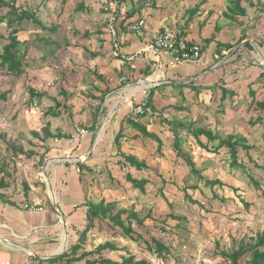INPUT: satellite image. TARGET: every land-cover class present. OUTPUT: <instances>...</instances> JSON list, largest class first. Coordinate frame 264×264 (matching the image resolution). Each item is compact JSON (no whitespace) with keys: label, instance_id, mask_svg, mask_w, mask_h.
Instances as JSON below:
<instances>
[{"label":"crops","instance_id":"1","mask_svg":"<svg viewBox=\"0 0 264 264\" xmlns=\"http://www.w3.org/2000/svg\"><path fill=\"white\" fill-rule=\"evenodd\" d=\"M259 2L241 1L240 8L246 11L244 15L230 12L231 0H129L127 5L123 4L126 5L123 10L115 9L116 34H111L112 25H108L103 28L109 34H102V51L88 50L100 55L92 57L86 51L89 55L86 69L96 70L103 79L84 76L86 80H82V87L83 90L92 88L100 99L108 90L105 96L109 101L115 98L113 106L116 108L107 114L106 120L101 114L102 107L98 113L97 107L94 114L89 113L85 120L89 123L88 128L84 126L88 133L78 143L70 146L61 140L56 145L58 148L35 150L32 161L43 159L41 170L21 172L20 163L15 171L8 168V172H0V182L5 184L0 188V264L24 262L31 256L40 258L41 264H66L57 258L80 241L76 257L82 252L94 251L105 242L117 249L107 248L86 259L104 257L120 261L121 255L131 253L129 249L121 248V235L124 234L108 218H95L82 235L88 224L86 207L90 202L114 203L113 212L119 208L129 209V205L132 207L134 200H130L128 193L133 191L135 196L136 189L127 181L128 173L134 178L149 180L152 175L141 177L133 172H168L166 160L169 156L158 153L157 141L143 136L126 122V118L155 133L162 142L161 147L165 142L172 146L174 140L162 119L191 122L194 128L210 130L222 138L234 134L242 136L247 145L264 146L261 122V117L264 122V109L259 110L256 105L264 99V68L256 61L258 54L264 57V0ZM133 9L136 13L121 25ZM140 18H144L146 24L141 34H135L130 25ZM164 28L177 32L189 43L200 44L202 57L193 62L173 63L168 54L154 55L149 46ZM257 34L262 35L263 41L259 50L255 46ZM111 36L117 46L113 52L108 40ZM218 43L229 44L232 48L220 47ZM122 59L124 63H121ZM145 86H149V90L155 88L153 104L156 111L148 110L143 117L133 116L134 104L130 98H140ZM223 89L226 94L222 99ZM94 100L97 106L100 101ZM61 114L47 116L50 133L54 136L57 133L73 134L75 130L71 131ZM120 129L121 152L134 155L148 168L137 170L124 160L115 142ZM182 133L185 137V132ZM199 138V142L207 144L211 151L217 144V141L208 142L205 136ZM35 139L45 144L40 137ZM184 145L186 150L189 149V143L185 141ZM252 151L255 149L249 151L251 156ZM171 152L181 170L175 172H189L184 161L174 150ZM223 152L228 153V148L207 152L198 146L196 165L205 154L220 155ZM15 165L18 163L13 165L11 162L10 167ZM31 205H42L44 210L30 211ZM115 253L119 254L117 258ZM84 262L85 259H81L73 264Z\"/></svg>","mask_w":264,"mask_h":264},{"label":"rangeland","instance_id":"2","mask_svg":"<svg viewBox=\"0 0 264 264\" xmlns=\"http://www.w3.org/2000/svg\"><path fill=\"white\" fill-rule=\"evenodd\" d=\"M15 2L18 7L32 10L45 29L29 20L19 25L18 38L23 43L19 55L22 56L26 50L23 74L13 76L0 65V94H6V97H0V159L5 157L7 153L5 146L10 142L20 144L26 153L36 154L35 150L58 148L54 142L56 137L70 136L65 133H57L55 136L49 133L48 137L44 136L45 130L50 132V129L46 128V124H49L48 109L54 106L49 96L56 97L62 103L66 102L68 108H60L61 116L67 121L72 132L76 126L89 125L85 120L90 116L89 113L94 114L96 107L97 113L102 107L101 114L104 115V119H107V114L113 112L116 108L113 106L115 98L109 101L108 96L104 97L102 94L103 97L100 99L101 96L94 95L92 88L83 90L82 84L86 80L84 76L93 78L97 76L96 70L86 69L89 55L84 48L102 51L101 42H104L102 34H109L108 31H103V28L109 27L110 24L115 28L118 24L113 19V12L115 9L121 11L127 5L126 3L116 7L107 0L64 2L15 0ZM79 2L84 3L83 9L76 8ZM6 11L7 8L0 9V17ZM53 25L58 26L55 31L50 30ZM0 35L4 38L8 35L6 23L1 21ZM1 36L0 53L3 45L7 43ZM108 40L111 42L113 52L117 46L112 36L111 40L109 38ZM28 86L45 91L48 96L40 100L37 98L31 100ZM133 86H136V83ZM61 89L64 91L63 94H59ZM143 95L139 94L141 97ZM94 99L100 101L97 106L94 105L96 102ZM35 133L43 138L45 144L36 141L35 138L38 137L34 135ZM181 136L189 143V150L193 151L195 156L197 144L192 137L185 138L182 132ZM256 146L255 148L254 145L255 152L252 151V156L240 150L239 160L244 162L247 172L258 181V187L251 184L245 172L230 166L228 153L225 152L220 155L205 154L196 165L204 178L219 179L225 184L209 187L190 172H175L181 170L178 168V161L173 158L172 146L170 143H163L158 153L169 156L167 160L165 159L168 172H133L136 176L152 177L149 178L150 184L145 186V194L137 190L135 196L133 191L128 193L130 200H134L132 207L129 205L128 208L138 212L140 219H143L141 225L133 221L135 231L140 233L152 248L154 244L151 238L160 240L169 248V253L164 252L163 257H157L155 252L146 249L143 240L131 241L124 235H121L123 240L121 248L131 250L136 260L144 259L148 264H225L224 258L220 255L221 250L231 251L238 246L240 239L249 241L264 229V146ZM184 148L187 151L185 145ZM32 157L27 159L20 154L19 157L12 159L18 165L10 167L9 164V169L21 166L22 163L21 172L28 169L41 170L43 159L40 161L35 159L33 163ZM161 178L166 180L162 190L163 197L159 191L163 184ZM196 183L200 190L189 188ZM186 187L187 194L197 200L202 207L184 197ZM148 213L150 215L146 218ZM170 214L182 218L171 219L167 217ZM114 256L117 258L119 254L115 253ZM244 260L245 258L242 264Z\"/></svg>","mask_w":264,"mask_h":264},{"label":"trees","instance_id":"3","mask_svg":"<svg viewBox=\"0 0 264 264\" xmlns=\"http://www.w3.org/2000/svg\"><path fill=\"white\" fill-rule=\"evenodd\" d=\"M63 2L66 0H62ZM111 4H116V6H120L124 3H126L128 0H107ZM243 0H231L232 7L230 8V12L234 14L239 12L241 15L245 14V9L240 8V3ZM251 1V0H249ZM258 3L259 0H258ZM264 6V3H263ZM2 8H7V11L3 16L0 17L1 22H5L6 26L8 28V35L7 37H1L7 40V43L3 45L2 52L0 53V65L2 67H5L8 72L11 73L13 76H19L24 73V57H25V52L22 54V56L19 55L20 51V46L23 44L19 38H18V33L20 31L19 25L25 21L29 20L31 22H34L38 25H40L42 28L45 29V26L43 23L37 18L36 14L30 10V9H25L16 6L15 0H0V9ZM77 9H83L84 8V3L79 2L78 5L76 6ZM264 11V8H263ZM136 11L133 9V11L128 12L125 16V20L123 19L121 22V25L126 21L128 18H131ZM138 20V19H137ZM136 20V21H137ZM135 21V22H136ZM133 23V22H132ZM57 25H53L50 27V30L55 31L57 29ZM87 35L88 32H85ZM89 35V34H88ZM209 41V40H208ZM263 43V41H262ZM57 45V43H56ZM218 46H224L227 49L232 48L231 45L225 44L221 45L218 43ZM84 50L88 51L87 48H84ZM92 57H97L99 56V52H91L88 51ZM119 57V55L117 56ZM262 75V74H261ZM98 79L102 80L103 77L101 76H96ZM30 99L37 98V100H40L41 98L48 96V94L45 91H38L34 87L28 86L27 88ZM155 88H151L149 90V98L148 102L146 105V112L143 115H140L141 117L145 116L147 114L148 110L151 111H156L154 104H153V95H154ZM251 92V91H250ZM64 91L61 89L59 91V94H63ZM108 93V92H107ZM105 93V95L107 94ZM226 94V91L223 89L222 90V99L224 98ZM104 95V96H105ZM1 98L6 97L5 93L0 94ZM50 101L54 104L52 108L48 109V114L52 116H59L61 114L62 109H67V105L65 104L66 102L62 103L60 102L56 97H50ZM257 108L259 110L264 109V99L261 101L256 102ZM99 108V107H98ZM96 116V115H95ZM126 122L129 123L132 127L136 128L143 136L152 138L153 140L157 141L158 143V150H160L162 142L160 138L153 132H149L146 127L140 125L138 122L133 121L130 118H126ZM162 122L169 126L170 131L173 133V150L176 153V156L180 158L181 160L184 161L185 165L188 167L189 172L195 175L198 180H203L204 185L213 187L214 185H220V186H225V184L219 180V179H213L209 180L201 176V170L196 167V159L199 157L197 153L195 156L193 155V151L187 149L185 151L184 144L186 139L182 138L180 135V132H185V137H193L195 141L197 142V145L207 152H217L220 148L222 147H227L228 148V154H229V164L231 167H235L237 169H240L242 172H245L249 181L251 182L252 185L255 187H258V181L250 174L247 172L246 166L244 162L239 160V151L244 150L247 155H249V151L254 147L245 144V139L242 136L239 135H234V134H229L225 138L220 137L218 134H214L212 131L204 129V128H194L193 124L190 122L188 124H185L181 120L177 119H162ZM261 122L263 123V133H262V140L264 142V122L261 117ZM46 128H49V124H46ZM47 130L44 131V136L48 137L50 134ZM37 137H39V134L35 133ZM200 136H205L208 140V142H214L217 141V144L213 146L212 151L209 150V147L207 144H203L199 142V137ZM122 137V130L120 129L119 132L116 135L115 142L118 147V150L120 154L124 157V160L129 163L131 166L135 167L137 170H142L145 168H148L147 164L144 161L138 160L134 155H126L121 152V144H120V139ZM184 139V141H183ZM42 141L43 138L41 139ZM6 151L7 153L5 154V157H2L0 159V172H8L9 164L10 161L15 164V162L12 160L16 157H19L20 154H22L24 157H31L33 155L32 152L26 153L23 151V148H21L20 144L16 142H10L6 146ZM251 159V157H248ZM16 168H14V171ZM126 179L128 182L132 184V187L136 190H139L141 194H145L146 188L145 186L149 183V180L147 178H134L131 174L126 175ZM163 184L162 187L159 188L160 194L163 197V186L166 183V180L164 178H161ZM26 187L27 185L24 184ZM5 184L1 181L0 182V188L4 187ZM190 189L193 190H200L198 183L193 184L189 187ZM231 189H235L233 187H230ZM186 189L184 197L191 201L193 204H198L200 207H202L201 204L198 203L197 200H194L189 194H187ZM214 198L216 197L215 195L213 196ZM242 201V200H241ZM115 209V204L114 203H107L105 204L104 201H100L98 204L90 202L89 207H88V212H87V219H88V224L85 228V230L82 231V235H85L89 227L91 226L93 220L98 217H103V218H108L109 221L112 223V225L118 226L121 228L122 233L130 238L131 240L135 242H139V240H143V243H145L146 249L155 252L157 257H163L165 253H169V248L166 247V245L161 242L160 240L156 238H151L152 243L154 244V248H152L151 244L142 238V235L140 233H137L134 229L133 226V221H136L139 225L143 223V219H140L139 213L136 212L133 209H125V208H119L117 211L113 212ZM149 213L146 214V218L149 217ZM167 217L171 219H181L182 217L175 216L173 214L167 215ZM83 241V240H82ZM81 241L78 244H75L74 246L70 247L69 252H64L62 253L57 259L62 261L64 260L66 264H73V262L80 261L81 259H85L84 264H148V262L144 259H139L136 260V257L127 252V255H121V260L120 261H115L110 258H104V257H99L97 259H86V257L94 254L95 252L98 254H101V252L107 248L115 250L117 247L115 245H112L109 242H105L102 245H99L94 251L91 252H82L81 255L76 257L77 251L81 247ZM220 255L222 258L225 260V264H242V260L245 258L243 264H264V229L256 234V236L251 238L249 241H245V239H240L238 242V246L232 249L231 251H225L221 250Z\"/></svg>","mask_w":264,"mask_h":264},{"label":"built area","instance_id":"4","mask_svg":"<svg viewBox=\"0 0 264 264\" xmlns=\"http://www.w3.org/2000/svg\"><path fill=\"white\" fill-rule=\"evenodd\" d=\"M145 24V19L140 18L135 23H132L130 25V29L135 34H141L143 28L145 27ZM110 31L112 35L116 34V31L113 26H110ZM261 37L262 36L257 34L258 41L255 45L257 48L262 42ZM149 48L150 51L157 56L163 53L168 54L172 58L173 63L193 62L199 60L202 57V48L200 44L189 43L184 37L180 36L177 32L168 28H164L156 35ZM256 61L264 68V57L262 55L258 54ZM121 63H124L123 59L121 60ZM143 94L144 95L140 98L133 96L132 98H130L134 104L131 111L133 116H140L146 112V105L149 98V86H145ZM87 133V128L77 126L73 134L68 137H56L54 139V142L59 143L62 140L71 146L72 144L78 143L82 139V137H84ZM76 169L79 171V167H77ZM86 209H88V207H86ZM29 210L33 212H38L44 210V208L42 205H31L29 206ZM13 264H41V260L40 258L31 256L24 262H16Z\"/></svg>","mask_w":264,"mask_h":264}]
</instances>
